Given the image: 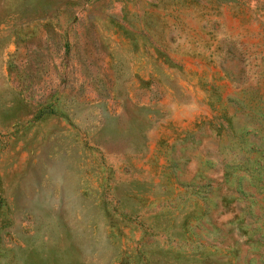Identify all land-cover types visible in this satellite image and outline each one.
Segmentation results:
<instances>
[{
    "label": "rangeland",
    "instance_id": "obj_1",
    "mask_svg": "<svg viewBox=\"0 0 264 264\" xmlns=\"http://www.w3.org/2000/svg\"><path fill=\"white\" fill-rule=\"evenodd\" d=\"M0 264H264V0H0Z\"/></svg>",
    "mask_w": 264,
    "mask_h": 264
}]
</instances>
